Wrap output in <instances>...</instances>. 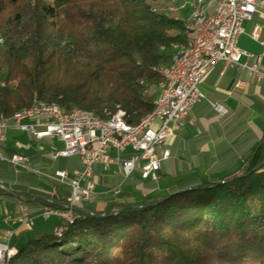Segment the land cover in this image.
Here are the masks:
<instances>
[{"label":"trees","instance_id":"1","mask_svg":"<svg viewBox=\"0 0 264 264\" xmlns=\"http://www.w3.org/2000/svg\"><path fill=\"white\" fill-rule=\"evenodd\" d=\"M172 1L0 0V116L36 100L138 123L153 110V69L184 43L183 20L162 11ZM11 197L24 199L1 186ZM27 233L8 264H264V139L220 182L77 210L60 236Z\"/></svg>","mask_w":264,"mask_h":264},{"label":"crops","instance_id":"2","mask_svg":"<svg viewBox=\"0 0 264 264\" xmlns=\"http://www.w3.org/2000/svg\"><path fill=\"white\" fill-rule=\"evenodd\" d=\"M180 3L181 0H174L170 6L178 7ZM156 6L162 7L158 3ZM189 12L186 8L171 14L184 21ZM255 27L259 28L256 39L251 36ZM263 43L264 6L257 8L252 18L243 23V33L237 41L241 51L261 57L260 70L264 73ZM241 62L250 65L252 60L243 58ZM238 81L241 85L236 88ZM199 90L203 100L194 106L183 119L181 129L163 146L169 151V158L158 172V180L141 179L139 169L124 179L118 164L110 165L107 170L95 165L91 177L95 185L94 194L82 205L83 211L100 212L111 200L137 206L147 197L161 198L181 188L220 182L242 168L253 149L264 139V79L258 81L248 75L246 69L224 67L222 63H217L203 77ZM208 103L222 105L226 114H218ZM61 148L62 143L56 139L35 140L30 134L10 127L5 143L0 145V154L26 156L33 167L44 174L58 170L70 174L81 170L77 157L56 160L48 157L51 151ZM157 152L160 153L159 150ZM109 155L115 157L117 153L110 150ZM1 186L17 189L24 198L0 199V230H13V240L23 239L27 234L16 222L18 207L22 203L28 207L33 219V232L52 234L62 225L61 218L51 216L45 219L41 212L47 205L60 208L69 194L67 186L40 175L16 172L11 166L0 163ZM116 187L120 189L119 194L113 195L111 190ZM45 199H50L51 203H46ZM7 217H10V222L5 221Z\"/></svg>","mask_w":264,"mask_h":264},{"label":"built area","instance_id":"3","mask_svg":"<svg viewBox=\"0 0 264 264\" xmlns=\"http://www.w3.org/2000/svg\"><path fill=\"white\" fill-rule=\"evenodd\" d=\"M199 1L201 0H181V7L193 8L195 2ZM263 6L264 0H221V7L211 12V18L207 22L189 23L188 15L183 21L185 26H188V34H184L183 42L193 40L194 51L184 59H171L168 67L163 69L167 73V78H170V86L161 84L163 96L157 104H153L157 105L158 114L146 121L138 131H126L124 127H120L119 116L113 117L111 127H99L79 113L63 107L27 110L16 122H6L2 116L0 145L6 141L7 130L14 127L30 134L35 140L56 139L61 142V149L49 153L48 157L51 160L77 157L80 161L81 170H74L70 174L64 170L44 174L34 168L26 156L18 153L6 156L0 154V162L11 166L16 172L40 175L69 188V194L61 209L47 205L41 212L45 219L51 216L61 218L62 225L54 234L62 231L64 224L73 220L75 211H83L82 205L94 194L95 185L91 177L95 165L107 170L110 165L118 164L124 179L139 169L141 179L158 180V172L169 158V151L163 149V146L181 129L183 119L194 106L203 100L199 84L215 64L243 68L248 75L258 81L264 79V73L260 70L261 57L250 55L237 47L238 37L243 33V23L249 21L257 8ZM251 36L254 39L259 36L258 27L252 30ZM175 44L178 43L172 44L171 48ZM243 58L251 59L252 63L250 65L242 63ZM240 85L239 81L235 83L236 88ZM208 105L218 114H226V109L222 105L214 103ZM110 150L116 151L117 155L111 157ZM119 190L118 187L113 188L111 193L118 195ZM45 202L50 204L51 200L45 199ZM18 208L16 222L26 231H32L33 219L28 207L20 204ZM5 221L10 222V217ZM14 235L15 232L11 229L0 230V264H4V256L15 248L12 245Z\"/></svg>","mask_w":264,"mask_h":264},{"label":"bare ground","instance_id":"4","mask_svg":"<svg viewBox=\"0 0 264 264\" xmlns=\"http://www.w3.org/2000/svg\"><path fill=\"white\" fill-rule=\"evenodd\" d=\"M220 7H221V0H210V1L209 0H201L199 2H195V4L193 5V8L181 7V3H180L178 5V7L168 6V7L164 8L162 11L164 12V14H169V13H174L176 10L182 11L186 8H189V10H190V12H189V15H190L189 16V23L200 24V23H204V22L209 21V19L211 18V12H213L215 10H219ZM152 8H153V10L156 9V7H152ZM183 34H188V26H185V24H184V33ZM1 42H2V40H0V43ZM171 51H172L171 59H173V58L174 59H184L186 56H188V54H192V51H194V41L193 40H186V42H184V43L175 44V46H173L171 48ZM166 67H168V64L162 65V66L157 67L156 69H153L157 72L156 74H158V76L160 78V81L157 84L156 94H155L153 101H152L153 104H157L159 102V99L163 96V87L161 86V84L163 83V86H170V78H167V73L163 71V69ZM59 108H61V106L54 104V103L48 104V103H43V102H39V101L34 100L32 102V104L29 105L28 107L16 111L10 117L4 116V119H6V122H16L17 118L20 115H23L27 110H33V109L34 110H49V109H59ZM69 111L79 113L80 115L84 116V118H87L88 120L97 124V126H99V127H111L113 117L119 116L120 127H124L126 129V131H138L139 127H142V125L146 121L151 120L154 115L158 114V107H157V105H153L152 112H150L149 114H147L146 116L141 118L139 120V122L136 123L135 125L127 124L123 119V112L120 110H116L109 117V119L106 121L100 120L91 112H88V111H85L82 109L72 108ZM1 118H2V116H0V119ZM69 222H71V221H69ZM61 232L62 231L56 233L55 235L60 236ZM16 252H17L16 248H14L10 252H8V254H6L4 256V264H8L9 260L16 254Z\"/></svg>","mask_w":264,"mask_h":264},{"label":"rangeland","instance_id":"5","mask_svg":"<svg viewBox=\"0 0 264 264\" xmlns=\"http://www.w3.org/2000/svg\"><path fill=\"white\" fill-rule=\"evenodd\" d=\"M155 3V4H154ZM159 4L161 5L162 7H158V9L160 10L161 8L165 7V3L161 2L160 0H152V5L156 6V4ZM178 5V4H176ZM157 7V6H156ZM156 90H157V86H153V87H149L148 89V95L153 99L155 94H156ZM30 237V234L27 233L26 234V237H24L23 239H20V240H13L12 241V244L15 248H20L21 246H23L25 243H26V240H28V238Z\"/></svg>","mask_w":264,"mask_h":264},{"label":"water","instance_id":"6","mask_svg":"<svg viewBox=\"0 0 264 264\" xmlns=\"http://www.w3.org/2000/svg\"><path fill=\"white\" fill-rule=\"evenodd\" d=\"M81 212H85V211H81Z\"/></svg>","mask_w":264,"mask_h":264}]
</instances>
